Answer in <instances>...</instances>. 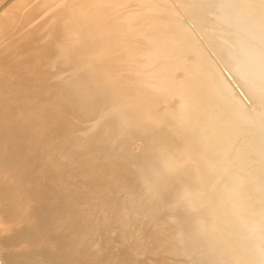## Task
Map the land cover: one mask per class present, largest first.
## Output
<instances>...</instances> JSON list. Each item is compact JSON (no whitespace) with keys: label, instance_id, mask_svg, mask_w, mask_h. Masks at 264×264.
<instances>
[{"label":"bare ground","instance_id":"6f19581e","mask_svg":"<svg viewBox=\"0 0 264 264\" xmlns=\"http://www.w3.org/2000/svg\"><path fill=\"white\" fill-rule=\"evenodd\" d=\"M0 3V264H264V0Z\"/></svg>","mask_w":264,"mask_h":264},{"label":"rangeland","instance_id":"374dc122","mask_svg":"<svg viewBox=\"0 0 264 264\" xmlns=\"http://www.w3.org/2000/svg\"><path fill=\"white\" fill-rule=\"evenodd\" d=\"M1 4V3H0Z\"/></svg>","mask_w":264,"mask_h":264}]
</instances>
